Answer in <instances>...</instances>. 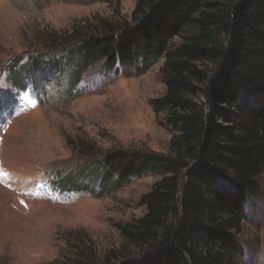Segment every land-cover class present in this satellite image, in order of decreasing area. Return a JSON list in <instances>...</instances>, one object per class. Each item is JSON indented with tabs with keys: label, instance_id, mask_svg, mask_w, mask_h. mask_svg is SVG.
<instances>
[{
	"label": "rangeland",
	"instance_id": "1",
	"mask_svg": "<svg viewBox=\"0 0 264 264\" xmlns=\"http://www.w3.org/2000/svg\"><path fill=\"white\" fill-rule=\"evenodd\" d=\"M136 2L0 0V264H120L137 254L116 226L145 213L139 199L162 175L105 190L97 160L169 153L177 132L152 104L166 93L164 59L141 73L100 60L71 84L63 58L102 20L130 24ZM258 182L234 233L244 250L235 264H264V169Z\"/></svg>",
	"mask_w": 264,
	"mask_h": 264
},
{
	"label": "trees",
	"instance_id": "2",
	"mask_svg": "<svg viewBox=\"0 0 264 264\" xmlns=\"http://www.w3.org/2000/svg\"><path fill=\"white\" fill-rule=\"evenodd\" d=\"M93 31L63 56L70 83L100 60L141 73L163 58L166 93L152 104L177 132L167 155L113 151L97 160L105 190L162 175L139 199L145 213L116 226L138 249L120 264L241 261L234 233L264 169V0H137L130 24L102 20ZM12 79L21 85L18 71Z\"/></svg>",
	"mask_w": 264,
	"mask_h": 264
}]
</instances>
